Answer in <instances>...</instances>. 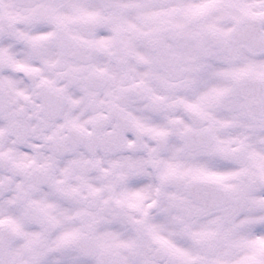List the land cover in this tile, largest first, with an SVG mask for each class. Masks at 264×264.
Wrapping results in <instances>:
<instances>
[{"label": "snow or ice", "instance_id": "obj_1", "mask_svg": "<svg viewBox=\"0 0 264 264\" xmlns=\"http://www.w3.org/2000/svg\"><path fill=\"white\" fill-rule=\"evenodd\" d=\"M0 264H264V0H0Z\"/></svg>", "mask_w": 264, "mask_h": 264}]
</instances>
